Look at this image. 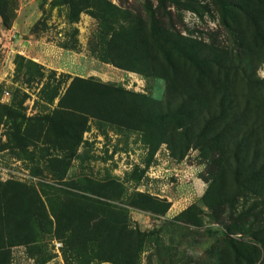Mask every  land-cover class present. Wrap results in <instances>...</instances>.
<instances>
[{"label": "rangeland", "instance_id": "rangeland-1", "mask_svg": "<svg viewBox=\"0 0 264 264\" xmlns=\"http://www.w3.org/2000/svg\"><path fill=\"white\" fill-rule=\"evenodd\" d=\"M232 15L0 0V264H264V42ZM163 35L223 66L172 52L173 77Z\"/></svg>", "mask_w": 264, "mask_h": 264}, {"label": "trees", "instance_id": "trees-1", "mask_svg": "<svg viewBox=\"0 0 264 264\" xmlns=\"http://www.w3.org/2000/svg\"><path fill=\"white\" fill-rule=\"evenodd\" d=\"M214 2L218 5L219 9L224 15L222 17V20H224V22L228 21V18L230 17L233 18L232 11L235 10V8L242 11L247 21L251 24L256 35L259 36L258 39L260 38V40L264 42V0H214ZM163 36L165 37L169 47L171 48L168 52H166L165 56L167 57V60H168V63H167L168 70H170L171 75L173 77L176 76L177 74L174 72L176 69V65L170 57V54H172V52H178L177 53L178 55L182 57L184 56L191 64L195 65V63H200V66H198L199 69H201L203 65L204 66L210 65V66H214L215 68L219 67L220 65L223 66L219 57L215 53H210V54L202 53L201 54L197 51H194V47L192 45H188L187 43H183V41L175 40L166 35H163ZM21 58L23 59V57ZM26 62L29 65H33L37 69L39 80H41L43 76L42 74L43 67L32 60H26ZM167 66H166V69H167ZM51 73L54 74L53 72ZM31 75H32L31 73H25L23 76L30 77ZM27 80L29 81L30 79H27ZM79 80L80 78L75 77L69 84L67 91H70L72 85L76 81H79ZM59 84H60V81H58L54 87L53 94L49 98L50 103L59 94ZM90 85H91L90 86L91 91L96 95L111 94L113 92L110 87L109 88L103 87V85H99L96 83H91ZM217 85L218 83L215 80H211V82L208 83L206 87L201 86V88L205 92L220 91L221 92L220 105H221V109H224L226 97H227L226 95L227 86L222 85L221 87ZM194 91L195 90L187 91L185 94H188L189 99H191ZM64 98H66V95H64ZM83 130H85V128L82 125L81 131ZM237 156H238V160H240V158L245 159L247 157L246 150L238 149ZM59 239L63 242L62 250L69 248L70 246L69 239L67 238H59Z\"/></svg>", "mask_w": 264, "mask_h": 264}, {"label": "built area", "instance_id": "built-area-1", "mask_svg": "<svg viewBox=\"0 0 264 264\" xmlns=\"http://www.w3.org/2000/svg\"><path fill=\"white\" fill-rule=\"evenodd\" d=\"M55 249H62L63 242L60 239H56L53 241Z\"/></svg>", "mask_w": 264, "mask_h": 264}, {"label": "crops", "instance_id": "crops-1", "mask_svg": "<svg viewBox=\"0 0 264 264\" xmlns=\"http://www.w3.org/2000/svg\"><path fill=\"white\" fill-rule=\"evenodd\" d=\"M45 264H54V263H52V262L48 261V262H46Z\"/></svg>", "mask_w": 264, "mask_h": 264}]
</instances>
